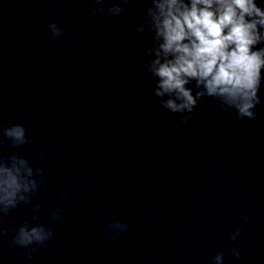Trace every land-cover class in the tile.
<instances>
[{
    "label": "clouds",
    "instance_id": "1",
    "mask_svg": "<svg viewBox=\"0 0 264 264\" xmlns=\"http://www.w3.org/2000/svg\"><path fill=\"white\" fill-rule=\"evenodd\" d=\"M131 0H93V16L105 18L113 31H117L116 18L136 11L127 5ZM141 14L130 35L151 36L152 46L144 49L150 57L143 63L148 79L154 80L152 96L163 109L181 114L180 123L188 124L198 103L205 97L218 101L224 109H234L236 119H253V109L260 103L258 92L264 69V7L256 0H143ZM48 28L52 37L62 35L56 23ZM4 140L12 148L30 145L34 138L21 124L5 126ZM46 153H40L41 159ZM104 170L114 166L111 153L105 154ZM46 171L34 168L27 158L13 153L0 156V213L32 203V197L42 187ZM98 184H92L89 194ZM61 199L67 195L61 193ZM44 206L33 207L35 225L25 221L15 230L11 245L25 249L31 259L38 248L54 239L51 222L62 220V209L56 208L49 224L41 223ZM111 215V213H109ZM245 221L247 216L243 218ZM127 230L119 216L113 217L105 230V239L114 242ZM3 235L7 234L4 230ZM240 229L230 233L235 241ZM35 246V247H33ZM239 258L240 253H232ZM213 264H223L224 253L212 258Z\"/></svg>",
    "mask_w": 264,
    "mask_h": 264
}]
</instances>
